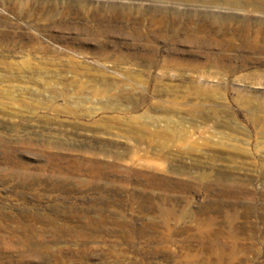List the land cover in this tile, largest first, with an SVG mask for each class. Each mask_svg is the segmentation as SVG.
Here are the masks:
<instances>
[{"label":"rangeland","instance_id":"rangeland-1","mask_svg":"<svg viewBox=\"0 0 264 264\" xmlns=\"http://www.w3.org/2000/svg\"><path fill=\"white\" fill-rule=\"evenodd\" d=\"M234 2L0 0V264H264V0Z\"/></svg>","mask_w":264,"mask_h":264},{"label":"bare ground","instance_id":"bare-ground-1","mask_svg":"<svg viewBox=\"0 0 264 264\" xmlns=\"http://www.w3.org/2000/svg\"><path fill=\"white\" fill-rule=\"evenodd\" d=\"M227 1L228 3H235L234 1L235 0H225ZM159 10V9H158ZM172 15V16H179V14L181 13H177L176 11H171V10H167V9H163V10H159L155 15V20H160L162 19L164 16L166 15ZM185 15H186V18H187V21L189 22H193L195 19H193L191 17L190 14H188L187 12H185ZM203 19H200L199 22H197V24H199V26L201 27V29H198V32H203L205 30L206 27H208V25H210V16L206 17V16H203L202 17ZM209 18V19H208ZM224 21V20H223ZM244 22H247L245 20H243ZM201 23V24H200ZM210 23V24H209ZM196 24V23H195ZM216 26V28H214L213 30L214 31H217L218 29H221L223 27V24L222 22L221 23H215L213 24ZM212 25V26H213ZM199 27V28H200ZM224 28V27H223ZM240 29L241 31L244 33L243 35L245 36L242 40V46H245L246 48L248 49H254V50H263L264 51V46H262L260 43H262L264 41V22L261 23V25L259 26V28L255 31V30H249V25H246L245 23H243L241 26H240ZM250 32V34H249ZM256 33V34H255ZM258 34H262V35H258ZM226 44V43H225ZM226 47L225 49L229 50V49H232L233 46L232 45H222V48ZM229 58V57H228ZM227 62V61H226Z\"/></svg>","mask_w":264,"mask_h":264}]
</instances>
